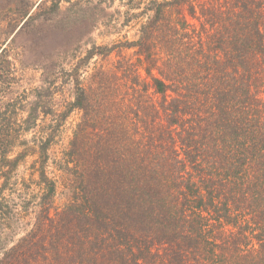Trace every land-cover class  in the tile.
<instances>
[{"label":"trees","instance_id":"1","mask_svg":"<svg viewBox=\"0 0 264 264\" xmlns=\"http://www.w3.org/2000/svg\"><path fill=\"white\" fill-rule=\"evenodd\" d=\"M138 3L137 38L116 46L135 61L122 55L113 85L98 81L101 99L72 77L61 120L83 112L66 154L74 198L56 209L42 139L40 213L0 264H264V0ZM46 95L24 123L54 112ZM25 154H0V180Z\"/></svg>","mask_w":264,"mask_h":264},{"label":"rangeland","instance_id":"2","mask_svg":"<svg viewBox=\"0 0 264 264\" xmlns=\"http://www.w3.org/2000/svg\"><path fill=\"white\" fill-rule=\"evenodd\" d=\"M139 1L146 4L150 0ZM139 7L138 0H0V75L6 79L0 82V122H8L7 113L12 109L17 119L12 123L16 138L3 152L9 159L28 152L10 179L0 180V258L5 249L30 232L40 213L44 193L38 162L42 139L52 140L46 172L57 183L56 209L74 198L75 189L67 174L73 164L66 154L83 112L75 110L61 120L78 87L72 77L75 75L80 87L95 99H101L95 95L98 81L107 76L105 84L113 85L112 74L122 75L118 69L122 55L135 61L133 50L120 51L116 46L137 38L146 19L144 6ZM105 48L114 50L110 54ZM91 52L94 54L89 58ZM4 60L11 61L14 73L8 74ZM142 75L146 77L143 71ZM47 90L54 93V112H42L37 126L24 123L35 103L47 96ZM117 91L112 98L120 100L125 91ZM27 126L31 127L28 132Z\"/></svg>","mask_w":264,"mask_h":264}]
</instances>
